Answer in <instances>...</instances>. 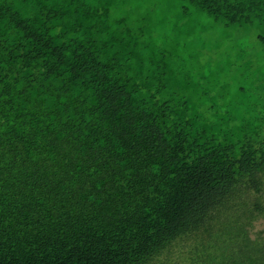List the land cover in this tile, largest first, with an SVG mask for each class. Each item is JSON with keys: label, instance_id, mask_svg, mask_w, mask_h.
Instances as JSON below:
<instances>
[{"label": "trees", "instance_id": "obj_1", "mask_svg": "<svg viewBox=\"0 0 264 264\" xmlns=\"http://www.w3.org/2000/svg\"><path fill=\"white\" fill-rule=\"evenodd\" d=\"M185 1L264 26V0ZM124 6L0 0V264H264V125H207Z\"/></svg>", "mask_w": 264, "mask_h": 264}, {"label": "rangeland", "instance_id": "obj_2", "mask_svg": "<svg viewBox=\"0 0 264 264\" xmlns=\"http://www.w3.org/2000/svg\"><path fill=\"white\" fill-rule=\"evenodd\" d=\"M185 0H130V7L118 8L121 15L132 20L146 14L151 23L152 45L166 46L180 56L168 60V75L174 77L180 93L190 97L192 111H203L207 125L218 115L251 123V128L264 125V37L263 25H230L215 20L203 10L191 8L184 15ZM142 19V17H138ZM183 32L166 36L179 21ZM135 24V23H133ZM154 31V33L152 32ZM161 32H164L162 35ZM169 39V40H168ZM216 115L212 119L209 105ZM231 108V109H229ZM228 117V116H227ZM264 128V126H263ZM258 137V136H257ZM261 137V135H260ZM264 229V221L257 222L254 231Z\"/></svg>", "mask_w": 264, "mask_h": 264}]
</instances>
